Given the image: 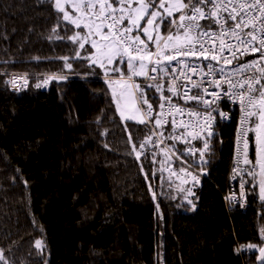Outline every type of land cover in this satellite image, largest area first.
I'll return each instance as SVG.
<instances>
[{
  "label": "trees",
  "instance_id": "trees-1",
  "mask_svg": "<svg viewBox=\"0 0 264 264\" xmlns=\"http://www.w3.org/2000/svg\"><path fill=\"white\" fill-rule=\"evenodd\" d=\"M75 30L53 1L0 0V264H256L264 174L247 177L245 210L223 200L235 121L217 125L207 177L176 181L163 146L139 151L148 125L121 120L100 69L73 58L89 49Z\"/></svg>",
  "mask_w": 264,
  "mask_h": 264
},
{
  "label": "snow or ice",
  "instance_id": "snow-or-ice-1",
  "mask_svg": "<svg viewBox=\"0 0 264 264\" xmlns=\"http://www.w3.org/2000/svg\"><path fill=\"white\" fill-rule=\"evenodd\" d=\"M47 2L51 3L52 0ZM54 8L63 13L64 21L77 29H81V25L83 29H87V35L83 37L79 32L69 37L80 49L85 48L84 41H88L89 37H99V42L95 39L90 41L91 48L86 50L88 55L81 56L77 51L73 58L88 61L93 74L92 66L106 71L112 66L111 71L118 74L114 83L122 85L120 97L126 102L134 99L141 106L136 107L133 104L135 110L127 117L130 120L136 119L143 111L147 120L140 119L139 123L154 120L156 126H161L162 113L153 116V104L149 102L151 98L147 95L148 89L153 88L160 93L158 99L162 103L158 104L159 109L163 110L168 106L169 113L174 109L180 116L185 114V108L173 104L171 96H164V89L159 81L166 77L170 82L180 81L176 87L169 84V93L174 92L185 104L194 101L195 106H204L206 117L190 109L187 114L189 117L196 116L204 120V127L207 128L214 119L211 114L213 111L221 117L225 115L218 108L212 107L217 99L223 98L216 89H221V81H224L227 84V88L222 89L224 96L239 101L243 112L241 123L255 124L252 130L256 138V165L264 174V83H261L264 80V67L258 69L259 76L255 73L247 76L245 73L257 62L238 64L232 69L221 66V63L226 65L232 62L231 59L225 58L226 51L232 59L237 58L235 52L239 50L238 46H244L252 52H261V59H264V0H175V3L168 6L164 0H139L135 7L133 0H75L72 8L79 12L76 18L65 10L61 0H55ZM160 9H163V12ZM174 12L179 13L178 17H174ZM142 20L145 21L144 25L141 24ZM201 21L208 23L201 24ZM148 26H152V31L156 33L154 37L149 33ZM161 26L167 29L166 35L158 31ZM104 29H107V32ZM245 29L248 31L245 32ZM65 30H69L67 25ZM134 30L137 34L131 36ZM141 32L147 37V43L141 39ZM217 36L223 37L219 47L215 43ZM228 38H232L235 43L228 44L225 48L224 39ZM150 45H154V51L150 49ZM92 49H95V52H92ZM63 59L65 67L71 70L72 64L67 62L68 58ZM120 65L124 66L123 69ZM193 76H199V81H193ZM134 77H144L152 83H147L142 88L134 82ZM64 78L66 77H52ZM11 83L15 85V79ZM36 87L41 85L37 84ZM109 87L112 88V83H109ZM209 87L214 90L209 92ZM193 89L196 90L195 94H191ZM112 95L119 108L115 88ZM206 95L214 99H204ZM253 117L256 118L255 121L251 120ZM171 124L172 133L168 138L187 143L184 133L177 131L175 116L172 117ZM192 124L193 121L189 119L187 124L181 122V127L187 131ZM196 126L200 127L198 122ZM207 135L212 137L214 133L209 131ZM195 138H198V134ZM143 146L142 144L141 147ZM207 148L208 142L205 140L204 149ZM188 152L195 154L192 148H189ZM200 155L203 157L204 152L201 151ZM261 192L264 194V181L261 182ZM36 243L39 246L40 242ZM260 253V259L264 262V248L260 249Z\"/></svg>",
  "mask_w": 264,
  "mask_h": 264
},
{
  "label": "built area",
  "instance_id": "built-area-1",
  "mask_svg": "<svg viewBox=\"0 0 264 264\" xmlns=\"http://www.w3.org/2000/svg\"><path fill=\"white\" fill-rule=\"evenodd\" d=\"M179 13H175L174 17H178ZM201 24H206L208 21H201ZM248 29H245L247 32ZM131 35V34H130ZM132 36V35H131ZM221 39L223 37L217 36L216 37V46L219 47ZM211 44V42H209ZM235 43L232 38L224 39L225 48H227L228 44ZM256 46L259 47L258 42H256ZM239 50L235 52L236 59H232L231 55L225 52V58L231 59V64H223L221 63L222 67L227 69L235 68L238 64H245L246 62H257L253 64L252 68L245 73L247 76H251L255 73L259 76L258 69L260 67H264V59H261V52H252L246 49L244 46H238ZM150 49L154 51V45H150ZM155 59V57H154ZM202 59V58H201ZM217 59H220L219 54L217 53ZM203 63H207V61H203ZM155 75V74H153ZM15 79L18 80L19 84L16 88L10 85L11 81ZM199 76H193V81H199ZM240 79V77H237ZM10 89L14 91H18L19 89L25 87L27 84V80L22 75H14L11 74L7 79ZM134 82L141 84L152 83V81L145 80L144 77H134ZM160 84L164 85V88L167 90L169 84L171 83L174 87H176L180 81H168L166 77L160 79ZM185 83H190L185 81ZM207 86V85H205ZM227 88V84L224 81H221V89H216V91L220 94L222 99H217L215 104L212 105L213 108H218V110L225 115L221 117L217 114L216 111H213L211 114L214 119L211 121V125L207 128L204 127V120L199 119L196 116L189 117L187 114V110H191L192 112H200L202 116L206 117L207 112L205 111L204 106L201 104L199 106H195L194 101H189L187 104L184 103V100L178 99L175 96V93H169L165 96H171L173 98V104L185 108V114L180 116L178 113L173 111L169 113L168 106H166L163 110L154 108L153 116H156L158 113H162L161 116V126L164 129L167 128V136L172 133V124L171 120L172 117L175 116L176 118V127L178 132L184 133V138L188 142L185 143L183 140H172V145L176 146L179 149V152H172L169 148V145L166 143V135H161L159 131L156 130V125L154 120L146 123L148 127L152 130L154 138L151 141H145L143 143V147H140L139 151L143 153L145 148L147 149L149 146L153 144H159L168 151L172 158L177 162V168L174 171L173 177L176 181H185L194 183L198 185L201 180L208 175V168L207 165L209 164V157L208 154L211 150L212 144V137H208L207 133L213 132L215 133L217 125H224L230 123L234 120V131H233V139H232V152L230 157V164L229 170L227 175V189L226 193L223 197L227 208L231 205L236 204L240 210H245L247 207V177L254 176L256 173V163L254 161L249 160L246 155V151L248 150L249 139L252 132V124H242L241 119L243 116V112L240 108V104L238 100H231L228 99L227 96H224L222 89ZM214 89L209 87V92L213 91ZM182 91V90H181ZM195 89L191 94H195ZM204 99L213 100L214 98L211 96H204ZM141 107V106H140ZM146 107V106H144ZM142 115L145 120L147 117L144 116L143 111ZM189 119L193 121V124L185 131L181 127V122L187 124ZM252 120V118H251ZM253 121V120H252ZM199 123L200 127L196 126V123ZM191 133V135H189ZM198 134V138H195ZM207 140L208 148L204 149V142ZM246 142V143H245ZM192 148L195 150V154H190L188 149ZM203 151L204 155L201 157L200 152ZM248 161V163H246ZM183 169V171L181 170Z\"/></svg>",
  "mask_w": 264,
  "mask_h": 264
},
{
  "label": "rangeland",
  "instance_id": "rangeland-1",
  "mask_svg": "<svg viewBox=\"0 0 264 264\" xmlns=\"http://www.w3.org/2000/svg\"><path fill=\"white\" fill-rule=\"evenodd\" d=\"M52 1H53V6H54L55 0H52ZM74 2H75V0H61V3L63 4L65 10L68 11L69 14L73 16V18H76V16L79 15V12H77L75 9L72 8V4H73ZM138 2H139V0H133V7H135L136 4H137ZM145 2H146V1H145ZM164 2H165V5L168 6L169 4L175 3V0H164ZM160 11L163 12V9H160ZM60 13H61V12H60ZM175 13H176V12H174V14H175ZM61 14H62V16H63V13H61ZM174 14H173V15H174ZM146 19H147V17H145V20H146ZM124 24H125V25L127 24V20L124 21ZM141 24L144 25V24H145V21L142 20V21H141ZM74 27H75V26H74ZM148 27H149V33H150L151 35H153V37H154V36L156 35V33L152 31V26H148ZM104 31L107 32V29H104ZM158 31H159L161 34H164V35L167 34V31H166L165 33L163 32V26H161V27L158 29ZM77 32L80 33L81 37L87 35V29H83V25H81V29H77V28H76V30H75V32H74L73 35H75ZM136 34H137L136 30H134V31L131 33L132 36H135ZM73 35H72V36H73ZM140 36H141V39L145 40L146 43L148 42V41H147V37H146L142 32L140 33ZM92 39H95V40H97V42H99V37H95V36H93V37H89V40H88V41H84L85 46H88L89 49L91 48V43H90V41H91ZM92 52H95V49H92ZM86 55H88L87 51L85 52V56H86ZM97 67H98V66H97ZM111 67H112V66H109V68H108L107 71H106L105 69H101V68H99V67H98V68L100 69V71H101V73H102V77L105 79V82H106V84H107V86H108V88H109V91H110V94H111L112 98H113V95H112L113 88H115V90H116V93H117V99L119 100V103H120L119 108L117 107V103H116V100H114V98H113V102H114V105H115V108H116V111H117V114H118L119 118H120L121 120H123V121H132V122H134V123L141 124V123H139V120H140V119H144V118H143V115H142V112H141L140 114H138L137 117H136V119H134V120H130V119L127 118V117H129L130 115H132L133 112H134V110H135L134 107H133V104H135L136 107H140V105H139V103H138L137 101H135L134 99L129 100L128 102H126L125 99H122V98L120 97V93H121V91H122V85H121V84H118V83H114V82L117 80V78H118V74L115 73V72H113V71H111ZM120 67L123 69L124 66H123V65H120ZM109 83H112V88L109 87ZM18 84H19L18 80L16 81V84H15V85H13V83H10V85L13 87V89L16 88V86H18ZM138 84H139V83H138ZM143 85H145V84H141V87H142ZM161 85H162V87H163V89H164V85H163V84H161ZM121 112H123V116H121ZM162 152H163L165 155L168 156V153H166L164 150H162ZM248 154H249V151L247 150V151H246V155H247V157H248ZM256 169H257V165H256ZM260 172H261L260 170H259V172H258V170H256V173H258V176L262 179V174H261Z\"/></svg>",
  "mask_w": 264,
  "mask_h": 264
},
{
  "label": "flooded vegetation",
  "instance_id": "flooded-vegetation-1",
  "mask_svg": "<svg viewBox=\"0 0 264 264\" xmlns=\"http://www.w3.org/2000/svg\"><path fill=\"white\" fill-rule=\"evenodd\" d=\"M254 119H253V121H255L256 120V118L255 117H253ZM254 127H255V124L253 123L252 124V129H254ZM254 132V131H253ZM255 140H256V138H255V132L253 133V136H251V138L249 139V144H248V151H252L253 152V159L255 160V162H256V144H255Z\"/></svg>",
  "mask_w": 264,
  "mask_h": 264
},
{
  "label": "water",
  "instance_id": "water-1",
  "mask_svg": "<svg viewBox=\"0 0 264 264\" xmlns=\"http://www.w3.org/2000/svg\"><path fill=\"white\" fill-rule=\"evenodd\" d=\"M261 248H264V244H262L260 246V248L258 249V251H257L256 264H264V262H262L261 259H260V256H261L260 249Z\"/></svg>",
  "mask_w": 264,
  "mask_h": 264
}]
</instances>
